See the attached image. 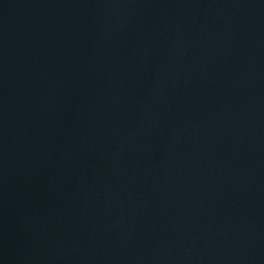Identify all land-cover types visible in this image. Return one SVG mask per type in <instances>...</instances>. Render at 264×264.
<instances>
[{
  "label": "water",
  "instance_id": "obj_1",
  "mask_svg": "<svg viewBox=\"0 0 264 264\" xmlns=\"http://www.w3.org/2000/svg\"><path fill=\"white\" fill-rule=\"evenodd\" d=\"M0 264H264V0H0Z\"/></svg>",
  "mask_w": 264,
  "mask_h": 264
}]
</instances>
